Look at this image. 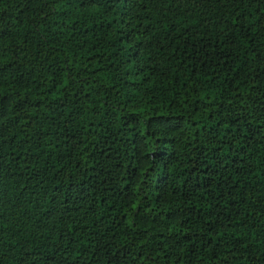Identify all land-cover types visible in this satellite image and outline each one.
Wrapping results in <instances>:
<instances>
[{"label":"trees","instance_id":"1","mask_svg":"<svg viewBox=\"0 0 264 264\" xmlns=\"http://www.w3.org/2000/svg\"><path fill=\"white\" fill-rule=\"evenodd\" d=\"M0 264H264V0H0Z\"/></svg>","mask_w":264,"mask_h":264}]
</instances>
